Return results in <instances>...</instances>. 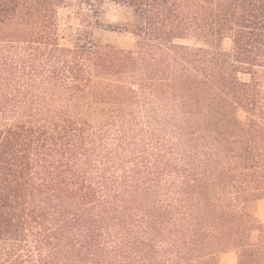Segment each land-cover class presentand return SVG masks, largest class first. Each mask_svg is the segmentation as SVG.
Segmentation results:
<instances>
[{"label": "trees", "instance_id": "obj_1", "mask_svg": "<svg viewBox=\"0 0 264 264\" xmlns=\"http://www.w3.org/2000/svg\"><path fill=\"white\" fill-rule=\"evenodd\" d=\"M262 199L264 0H0V264H264Z\"/></svg>", "mask_w": 264, "mask_h": 264}, {"label": "rangeland", "instance_id": "obj_2", "mask_svg": "<svg viewBox=\"0 0 264 264\" xmlns=\"http://www.w3.org/2000/svg\"><path fill=\"white\" fill-rule=\"evenodd\" d=\"M107 8L108 10L106 14L103 15L102 20L104 23H113L115 18V8L111 4H107ZM71 10V8H65L59 12L61 28L67 34H73L78 29V22ZM103 39L124 49H133L135 46V38L133 35L122 30L107 31L103 34ZM257 215L259 219L264 222V199L257 203ZM235 262L236 254L233 251L220 255L221 264H235Z\"/></svg>", "mask_w": 264, "mask_h": 264}, {"label": "crops", "instance_id": "obj_3", "mask_svg": "<svg viewBox=\"0 0 264 264\" xmlns=\"http://www.w3.org/2000/svg\"><path fill=\"white\" fill-rule=\"evenodd\" d=\"M259 202V201H258Z\"/></svg>", "mask_w": 264, "mask_h": 264}]
</instances>
